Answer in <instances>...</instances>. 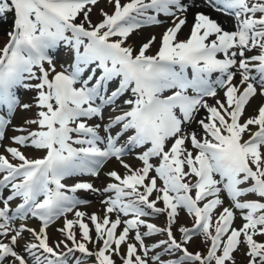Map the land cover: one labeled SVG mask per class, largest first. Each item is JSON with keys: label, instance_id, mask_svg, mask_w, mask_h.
Here are the masks:
<instances>
[{"label": "snow or ice", "instance_id": "6c2138e0", "mask_svg": "<svg viewBox=\"0 0 264 264\" xmlns=\"http://www.w3.org/2000/svg\"><path fill=\"white\" fill-rule=\"evenodd\" d=\"M99 2L0 0V24L12 16L0 48V148L12 158L0 154V264H237L236 253L264 264V0H106L94 23ZM153 26L154 54V34L128 43ZM112 160L124 172L108 169L99 187L64 182L100 179ZM78 192L103 215L81 211L91 200ZM30 218L38 229L16 223ZM197 236L203 250L189 251Z\"/></svg>", "mask_w": 264, "mask_h": 264}, {"label": "rangeland", "instance_id": "374dc122", "mask_svg": "<svg viewBox=\"0 0 264 264\" xmlns=\"http://www.w3.org/2000/svg\"><path fill=\"white\" fill-rule=\"evenodd\" d=\"M101 8H103L105 11H108V12H111V10H112L111 7L106 3V0H100V2L97 4V6L95 8H93V12L91 14V19H92V21L94 23L97 22L99 19H101L100 15H99V10ZM205 11H208V10L205 9ZM213 15H214V18H218L221 21H224V19H225L223 16H219L218 14H215V13ZM161 18L163 19V17H161ZM189 23H191V16H189ZM225 27L227 29L231 30V27H232L231 26V23L229 22L228 24H225ZM162 31H163V28L162 27H156V26L142 29L139 32L133 33V35L129 38L128 43L135 44V45L138 46L139 44H141L142 42L146 41L151 35L154 34V35L157 36V45H153V47L151 48V51L149 53V54H154L155 51H156V48L158 46L159 36L162 33ZM187 31H188V29L185 28L184 31H183V33H182V38H183V35H185L187 33ZM7 38L8 37H7L6 33H1V31H0V48L6 44V42L8 40ZM249 54H251V53H249ZM63 59H64V57H63V51L61 49V50H59L57 52V54L55 56V60L57 62V70H60L59 65L63 61ZM85 75H87V74H85ZM19 94L21 95V98L24 99V100H28L31 97V94L30 93L25 94V93L21 92ZM126 97H127V94H126L125 97L121 98V101H118V103H122V100L125 99ZM108 111H110V109H106L105 110V117L106 118H107ZM250 111H251V109H249V112ZM34 112H35V109H33L30 112H18L16 118L13 121V123L14 124H17V125H23L24 119L26 117H32L34 115ZM95 122H97V121H89L90 124L91 123H95ZM35 127H36L35 125H32L31 126V128L33 130L35 129ZM16 134H20V133L13 132V131H9L7 133L8 136L16 135ZM101 134H103V132H101ZM3 143L4 144H9L10 141L7 140V139H5V141ZM12 146H16V145H12ZM21 150L29 158H40V157H42L44 155L43 152L34 150L32 148H21ZM0 154L7 155V156H9V159H12L10 157V155L4 151L3 148H0ZM125 159L129 163H131L133 166H137L139 164V161H137L135 159L134 155L131 154V153L129 155H127L125 157ZM13 161L15 163L17 162L15 160H13ZM108 169H116V170H118L121 173L124 172V169L122 167H120L116 163L115 160H112V161H109L107 164H105L104 170L101 172V178L100 179H96V178H93V177L84 175L82 177H69V178H66L65 182L68 183V184H72L75 181L84 180V181L93 182L95 184V186L99 187V186H101V182H102V180H104L105 173H106V171ZM7 194H8V191L5 190L4 191V195L6 196ZM77 195L78 196H81V197L87 195L88 198L91 200V203L90 204L83 205V206L82 205L79 206L81 211H85V212H87L89 214L95 212L98 215H103L102 206L100 205V203H99V201H98V199L96 197L91 196L90 194H87V193H84V192L83 193H79ZM19 201H20L19 198H17L16 200L12 201L11 202V207H13ZM158 206H162V205L158 204ZM0 207H2V204H0ZM69 218H73L71 216V214H69ZM112 218L113 219L115 218V215L114 214H113V217ZM146 219L149 222L155 223V224H157L158 226H161V227H163L165 225V218L163 216H152V217H148ZM25 222L28 223L30 227L37 228L38 223H36L34 220H32V221H19L18 220L16 223L19 224V223H25ZM179 222L181 224L185 225V226H189L191 224V222H192V218L191 217H188V216H183V218ZM240 223H241V221L238 218L237 221H236V226H239ZM59 227H62V220H59L58 222H56L55 224H53L52 226H50V228L48 229V236H49V243L50 244H53L54 245L56 241H58L60 239H63V236L57 231V229ZM173 231L176 234L177 239H180V234L176 231L175 226L173 228ZM92 234H93V236H95V233L94 232ZM163 238H164L163 236H159V235L153 236V237H149L148 239H146V244L151 245L152 243L157 242L159 239H163ZM258 239H260V238L258 237ZM88 246H89V248L92 247L91 244H89ZM203 248H204V245L202 244L201 239H200L199 236L195 237L193 239V241L188 245L189 251H193V252H195V251H202ZM158 250L159 249H157L156 251H158ZM235 255H236L237 264H246V257H244L242 253H236ZM163 258L164 259H169L167 255H165ZM170 258H173V257H170ZM89 264H91V262H89ZM117 264H119V260H117Z\"/></svg>", "mask_w": 264, "mask_h": 264}, {"label": "trees", "instance_id": "16d2710c", "mask_svg": "<svg viewBox=\"0 0 264 264\" xmlns=\"http://www.w3.org/2000/svg\"><path fill=\"white\" fill-rule=\"evenodd\" d=\"M11 21H12V16H11V14H9L7 17V20L3 24H0L1 33H7V31L10 30Z\"/></svg>", "mask_w": 264, "mask_h": 264}]
</instances>
